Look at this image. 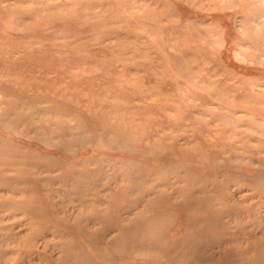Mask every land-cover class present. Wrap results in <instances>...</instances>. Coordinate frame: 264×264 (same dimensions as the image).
<instances>
[{"label": "rangeland", "instance_id": "obj_1", "mask_svg": "<svg viewBox=\"0 0 264 264\" xmlns=\"http://www.w3.org/2000/svg\"><path fill=\"white\" fill-rule=\"evenodd\" d=\"M256 242L264 0H0V264H264Z\"/></svg>", "mask_w": 264, "mask_h": 264}, {"label": "bare ground", "instance_id": "obj_2", "mask_svg": "<svg viewBox=\"0 0 264 264\" xmlns=\"http://www.w3.org/2000/svg\"><path fill=\"white\" fill-rule=\"evenodd\" d=\"M196 201V200H195ZM149 231V230H147ZM248 250H254L257 254L253 257H249L248 260L257 262L258 259L262 260L264 259V242H256L255 244L251 245ZM247 252L246 250L242 249H234V251L228 252L229 257L225 259L223 264H234L239 261H244L247 258Z\"/></svg>", "mask_w": 264, "mask_h": 264}]
</instances>
